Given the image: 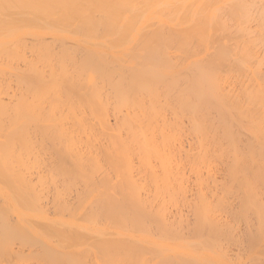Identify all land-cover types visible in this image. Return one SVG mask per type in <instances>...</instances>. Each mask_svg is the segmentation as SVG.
<instances>
[{
	"label": "bare ground",
	"instance_id": "obj_1",
	"mask_svg": "<svg viewBox=\"0 0 264 264\" xmlns=\"http://www.w3.org/2000/svg\"><path fill=\"white\" fill-rule=\"evenodd\" d=\"M0 216L9 264H264V0H0Z\"/></svg>",
	"mask_w": 264,
	"mask_h": 264
},
{
	"label": "rangeland",
	"instance_id": "obj_2",
	"mask_svg": "<svg viewBox=\"0 0 264 264\" xmlns=\"http://www.w3.org/2000/svg\"><path fill=\"white\" fill-rule=\"evenodd\" d=\"M25 39H26V40L28 41V43H29V40H30V39H31L32 41H34L35 38H34L32 35L27 34L26 37H25ZM42 39H46V40L48 39L47 41H50L51 38L48 37V36H45V37H42ZM32 41H31V42H32ZM35 41H36V39H35ZM30 44H31V43L28 44V47L30 46ZM57 47H58V46H57ZM27 49L30 50V48H27ZM27 54L30 55V54H31V51H30V54H29V51L27 52ZM19 63H22V61H20ZM23 63H24V62H23ZM14 89H16V88H14ZM11 91H12V90H11ZM13 91L15 92V90H13ZM3 95H4V94H3ZM3 95H2V96H3ZM5 95H6V96H3V98L6 99V100L8 101V100L11 98V94H10V98H9V95H7V94H5ZM46 104H47V103H46ZM44 105H45V104H44ZM45 106H47V105H45ZM110 120H114V118L111 116V117H110ZM113 122H114V121H112V123H113ZM125 135H127V133H125ZM187 143H188V142H187ZM188 144H189V143H188ZM214 167H216V166L214 165ZM214 167H213V168H214ZM218 169H219V168H218ZM216 171H217V170H216ZM217 172H218V171H217ZM219 172H220V174H222V172H221L220 170H219ZM219 172H218V175H219ZM29 174H30V173H29ZM32 174L35 175V173H31V175H29V177L32 176L31 179H32V178H33V179H32L31 181L33 182L34 179H37V176H38L37 174H39V173H37L34 177H33ZM193 178H194V177H193ZM190 179H192V178H190ZM194 179H195V178H194ZM219 179H222L221 176H220V177L218 176V180H219ZM192 181L194 182V180H192ZM34 182L36 183V181H34ZM193 185H195V184H193ZM188 186H189V189L192 188L193 191H194V190L196 191V188H195L196 185H195V186H192V183H190ZM190 186H191V187H190ZM46 188H47V187H46ZM48 188H49V187H48ZM48 188H47L45 191H48V193H52V192H53V189H50V188H49L50 190H52V191L50 192V190H48ZM44 193L46 194V192H44ZM48 193H47V194H48ZM73 193H74V192H73ZM188 193L190 194V192H188ZM47 194H46V195H47ZM189 194H188V195H189ZM46 195H44V196H46ZM190 196H191V195H190ZM190 196H188V198H190ZM47 197H48V198H47ZM47 197H46L47 199H50V200H51L52 195L48 194ZM232 197H233V198H230V199H231L230 201L233 203V205H234V204H237V203H235V202L237 201V198H236L234 195H233ZM46 198H44V202H45V203H44V206L47 204V203H46V201H47ZM235 198H236V201L234 200ZM50 200H48L47 202H49ZM230 201H229V204H230ZM234 201H235V202H234ZM49 203H50V204H49ZM49 203H48V204H49L50 207H51V206H52V201H50ZM232 203H231V206L233 207ZM49 205H47V207L45 206V209H46V210L48 209V212H49V210H50V209H49ZM186 206H188V205H185V206H182V205H181V206H179L180 208L183 207V208H181V209H180V208H179V209L176 208V209H178V212L175 211V209H174L175 207L171 206V207H169V210H170L171 213L169 212L170 214H169V213H168V214H169V215H171V214L173 215V214L175 213V216H178L179 214L182 213V215H183L184 217L187 216V217H185L186 220H187V218H188V221H190V219L192 220V219L194 218V217H192L193 212H192V211L190 212L191 209H190V208H186ZM227 206H228V205H227ZM52 207L54 208V206H52ZM52 207H51V210H50L49 213H52V214H53V212H54L55 209H53ZM184 207H185V208H184ZM232 207H231V208H232ZM171 208H172V209H171ZM229 208H230V206L227 207V209H229ZM52 209H53V210H52ZM179 210H182L183 212L181 211V212L179 213ZM184 210H185V211H184ZM51 211H53V212H51ZM172 211H173V212H172ZM186 211H187V212L189 211V212H188L189 214H188ZM228 211H229V210H228ZM230 211H231V210H230ZM176 214H178V215H176ZM191 214H192V215H191ZM4 215H7L6 217H7V219L9 220V222H10V219H11V218H12V219H11L12 222L14 221V220H13L14 218H15V220H16V216H12V217H11L10 214H4ZM4 215H3V216H4ZM8 215H9V218L11 217L10 219L8 218ZM11 215H12V214H11ZM172 215L170 216L171 218H172ZM173 216H174V215H173ZM0 217H1L0 221L3 220L2 222H4V221H5V220H4V217H5V216H4L3 218H2V216H0ZM7 219H6V222L8 221ZM172 219H173V218H172ZM193 221H194V219H193L192 221H190V222H193ZM2 222H0V223H2ZM9 222H7V223H9ZM16 222H17V221H16ZM7 223H6V225H7ZM4 224H5V223H4ZM10 224H12V223H10ZM10 224H8V225L10 226ZM240 225H241V227H240ZM240 225H239V229H241V230L243 229L241 232H244L245 229H244L243 227H246V224L241 223ZM9 226H8V227L6 226V227H7V228H10ZM242 226H243V227H242ZM10 229H11V228H10ZM239 229H238V231H240ZM7 230H8V229H7ZM12 230H13V229H12ZM12 230L9 231V232L11 233V236H12V235H15V234H13V233H15V232L12 233ZM241 232L238 233L239 236H240V235L242 236ZM8 234H9V233H8ZM21 234H22V233H20V235H21ZM23 235H24V234H23ZM1 236H2V235H1ZM21 236H22V235H21ZM12 237H15V239H16L17 236L15 235V236H12ZM19 238H20V237H19ZM24 238H25V236H24ZM26 238H27V237H26ZM26 238H25V239H26ZM13 239H14V238H13ZM13 239H11V242H12ZM15 239L13 240L14 244H13V242H12V244H10L9 246L12 245L11 248H12V249H15V250L17 249V250H16L17 252H18V250H19L18 253H20V251L23 249V250H24V253L27 251L26 254H27V253L29 254L30 251L35 250L34 248L37 249V247H35V246H36V244H35L33 247H31V250H30V247H29L30 244H29V246H27V243H28V242H26V241H25L26 246H24V243H23V246L25 247V248H24V247L21 245L22 242H21V244H20V243H18V242H19L18 239H17V240H15ZM25 239H24V240H25ZM24 240H23V241H24ZM29 240H30V239H29ZM21 241H22V240H21ZM31 242L33 243V239H31ZM31 242H30V243H31ZM8 243H9V241H8ZM8 243H7V249L10 250V247H8ZM15 244H16V245H15ZM33 244H34V243H33ZM20 245H21V246H20ZM238 245H239V244H238ZM238 245H233L234 247L231 246V247H232V250H231V248H230V253H229V254H230L231 257H233L232 260L234 259V257H236V254H237V253L241 252V254H242V251H245V247H246L245 243L243 244L245 247H242V245H241V246H240V245L238 246ZM19 246H20V247H23V248H19ZM31 246H32V245H31ZM235 246H236V247H235ZM14 247H15V248H14ZM27 247H29L28 249H29L30 251L27 249ZM237 247H238L239 249H237ZM18 248H19V249H18ZM241 248L243 249L242 251H241ZM233 249H234V250H233ZM23 250H22V253H20V256H21V255L23 256V257H21V258H24V256H25V254L23 255ZM238 250H239V252H238ZM10 251H11V250H10ZM10 251H9V253H10ZM28 251H29V252H28ZM231 251H234L235 253H233V252H231ZM13 252L15 253L14 250H13ZM35 252H37V250H36ZM35 252H34V253H35ZM246 252H247V250H246ZM246 252H243V253H244L243 255H245V258H246V255H247ZM11 253H12V252H11ZM18 253H17V254H18ZM31 253H33V252H31ZM31 253H30V254H31ZM234 254H235V255H234ZM18 255H19V254H18ZM4 256L7 257L6 255L0 256V257L2 258V260H3V259H4V260L6 259V258H4ZM26 256H27V255H26ZM32 256H34V255H32ZM8 258H9V257H8ZM15 258H16V257H15ZM15 258H14V259H15ZM18 258H19V256H18ZM25 258H26V257H25ZM25 258H24V259H25ZM245 258H244V260H245ZM24 259H23V260H24ZM7 260H9V259H7ZM20 260H21V259H19V264H21L20 262H22V260H21V261H20ZM234 260H235V259H234ZM246 260H247V259H246ZM14 261H15V260H14ZM16 261H17V260H16ZM16 261H15V262H16ZM5 262L7 263L6 260H5ZM8 262L10 263V262H12V261L10 260V261H8ZM30 262L33 264L32 261H30ZM30 262H29V263H30ZM9 263H7V264H9ZM31 263H30V264H31ZM11 264H13V263H11ZM16 264H18V263H16Z\"/></svg>",
	"mask_w": 264,
	"mask_h": 264
}]
</instances>
